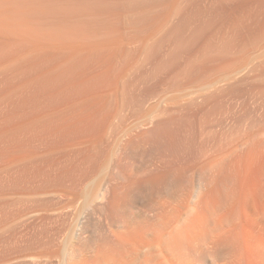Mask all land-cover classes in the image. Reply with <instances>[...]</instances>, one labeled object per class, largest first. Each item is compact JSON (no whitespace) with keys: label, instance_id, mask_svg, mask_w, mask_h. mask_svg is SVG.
<instances>
[{"label":"bare ground","instance_id":"bare-ground-1","mask_svg":"<svg viewBox=\"0 0 264 264\" xmlns=\"http://www.w3.org/2000/svg\"><path fill=\"white\" fill-rule=\"evenodd\" d=\"M228 214L264 264V0H0V264H214Z\"/></svg>","mask_w":264,"mask_h":264},{"label":"clouds","instance_id":"clouds-1","mask_svg":"<svg viewBox=\"0 0 264 264\" xmlns=\"http://www.w3.org/2000/svg\"><path fill=\"white\" fill-rule=\"evenodd\" d=\"M147 190L150 196L160 194L151 184L147 185ZM234 223V214L206 223L189 241V246L200 244L214 264H247L243 236Z\"/></svg>","mask_w":264,"mask_h":264},{"label":"rangeland","instance_id":"rangeland-1","mask_svg":"<svg viewBox=\"0 0 264 264\" xmlns=\"http://www.w3.org/2000/svg\"><path fill=\"white\" fill-rule=\"evenodd\" d=\"M22 223H23V222H21V225H22ZM24 224H25V223H23V225H22V227H21V226H20V222H18L17 224H15V226H16V227L19 226V227L23 228V227H24ZM19 227H18V228H19ZM18 228H17V229H18ZM9 256L11 257L12 255H9ZM15 256H16V254H15ZM15 256H14V258H13V257H11V258H10V257L5 258L4 260H7V261L5 262V261L3 260L4 263H3V261H2V264H40V262H38L36 259L34 260V261H35V262H34V261H33L34 258H31L30 256H27V257L23 256V257H21V258H20L19 256H17V258L19 257L20 259H19V258L17 259ZM24 257H25L26 259H25ZM29 257H30L31 259H29ZM9 258H10V260H9ZM23 258H24V260H23ZM8 260H9V261H8ZM41 264H47V263H41Z\"/></svg>","mask_w":264,"mask_h":264}]
</instances>
